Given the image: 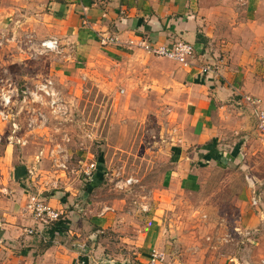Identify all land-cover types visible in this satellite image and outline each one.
<instances>
[{
	"label": "rangeland",
	"instance_id": "rangeland-1",
	"mask_svg": "<svg viewBox=\"0 0 264 264\" xmlns=\"http://www.w3.org/2000/svg\"><path fill=\"white\" fill-rule=\"evenodd\" d=\"M47 1L0 0V172L32 157L31 198L42 187L76 194L69 208L93 222L82 232L93 235L83 247L90 264H143L144 230L154 217L161 239L150 253L163 254L162 264L264 259V226L245 224L240 205L251 189L256 199L248 208L264 220V133L254 115L255 134L236 160L206 168L198 193H168L165 174L181 150L182 110L164 99L166 88L146 86L149 78L137 85L132 66L100 56L89 76H63V55L44 48L34 31ZM6 146H13L8 160ZM101 156L104 180L87 193ZM91 163L97 169L88 177Z\"/></svg>",
	"mask_w": 264,
	"mask_h": 264
},
{
	"label": "crops",
	"instance_id": "crops-1",
	"mask_svg": "<svg viewBox=\"0 0 264 264\" xmlns=\"http://www.w3.org/2000/svg\"><path fill=\"white\" fill-rule=\"evenodd\" d=\"M45 7L35 19L34 31L43 40L57 41L63 76H89V65L100 56L132 66L130 77L137 85L149 78L146 86L157 83L156 90L166 88L164 99L182 110L181 150H176L165 174L168 193L200 192L206 168L232 162L245 151L248 138L255 134V120L243 97H256L264 107V0H48ZM110 38L117 43L103 44ZM179 41L195 48L197 57L190 66L151 57L140 47L144 42ZM206 65H216L217 73H203ZM127 88L125 93H130ZM12 147H5L6 158ZM32 163L36 160L31 157L0 172V264H90L83 247L93 235L82 238V232L91 230L93 222L69 208L74 192L67 197L55 188L46 195L47 203L63 212L58 229L27 234L30 228L38 229L27 212ZM93 177L87 193L104 180L100 164ZM254 198L251 189L241 196V219L258 228L264 220L248 208ZM156 219L144 230L139 255L143 264L149 262L150 250L160 246ZM229 259L230 264H264L263 258L255 261L243 255Z\"/></svg>",
	"mask_w": 264,
	"mask_h": 264
},
{
	"label": "built area",
	"instance_id": "built-area-1",
	"mask_svg": "<svg viewBox=\"0 0 264 264\" xmlns=\"http://www.w3.org/2000/svg\"><path fill=\"white\" fill-rule=\"evenodd\" d=\"M116 44V38H110L104 40L103 44ZM133 44V42L131 43ZM57 41L49 40L42 43V46L47 50H56ZM140 47L151 54L152 56L172 60L183 66H190L192 60H195L197 55L194 46L189 42L179 41L171 45H158L153 43L144 42ZM218 67L216 65H206L202 68V72L205 74L217 73ZM243 100L250 106L252 113L257 121L258 129L264 133V107L262 100L251 96H244ZM95 163L86 164L84 171L85 175L90 177L93 172L97 169ZM30 177L33 175V171H29ZM32 181H34L32 177ZM42 187L37 189L36 195L31 198L30 203L27 205V212L30 214L34 222L37 224L38 229L30 228L27 230V234H44L45 230L54 228L63 221V212L57 210L46 201L47 190L45 191ZM256 199V198H255ZM256 204V202H255ZM163 254L153 250L150 255V260L146 264H161L165 260Z\"/></svg>",
	"mask_w": 264,
	"mask_h": 264
},
{
	"label": "trees",
	"instance_id": "trees-1",
	"mask_svg": "<svg viewBox=\"0 0 264 264\" xmlns=\"http://www.w3.org/2000/svg\"><path fill=\"white\" fill-rule=\"evenodd\" d=\"M98 161H99V164H100L101 166H103V164H104V158H103L102 156L98 158ZM58 227H59V226H56L55 229H58ZM62 231H63V230H62Z\"/></svg>",
	"mask_w": 264,
	"mask_h": 264
},
{
	"label": "water",
	"instance_id": "water-1",
	"mask_svg": "<svg viewBox=\"0 0 264 264\" xmlns=\"http://www.w3.org/2000/svg\"><path fill=\"white\" fill-rule=\"evenodd\" d=\"M116 264H123V263H116ZM125 264H129V263H125Z\"/></svg>",
	"mask_w": 264,
	"mask_h": 264
}]
</instances>
